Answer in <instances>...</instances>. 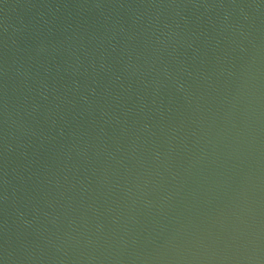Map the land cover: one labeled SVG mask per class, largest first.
<instances>
[{"label": "water", "instance_id": "95a60500", "mask_svg": "<svg viewBox=\"0 0 264 264\" xmlns=\"http://www.w3.org/2000/svg\"><path fill=\"white\" fill-rule=\"evenodd\" d=\"M0 264H264V0H0Z\"/></svg>", "mask_w": 264, "mask_h": 264}]
</instances>
